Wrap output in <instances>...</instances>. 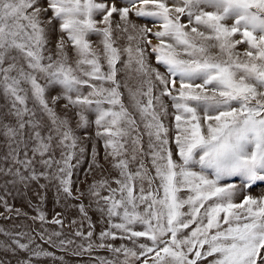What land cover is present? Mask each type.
Wrapping results in <instances>:
<instances>
[{
	"label": "snow or ice",
	"instance_id": "1",
	"mask_svg": "<svg viewBox=\"0 0 264 264\" xmlns=\"http://www.w3.org/2000/svg\"><path fill=\"white\" fill-rule=\"evenodd\" d=\"M133 14L158 23L137 25ZM93 123L110 167L93 147L88 173L101 178L74 190L89 139L77 131ZM0 136V206L20 215L10 187H55L88 221L86 234L83 224L74 232L87 241L74 255L95 248L114 257L100 264H264V198L236 202L264 182V0H0ZM85 197L106 217L98 243ZM32 219L64 226L38 209ZM61 234L37 235L52 244ZM4 235L0 252L28 253L19 264L51 255L32 248L28 233ZM117 239L133 246L106 242ZM73 243L59 240L61 250Z\"/></svg>",
	"mask_w": 264,
	"mask_h": 264
},
{
	"label": "rangeland",
	"instance_id": "2",
	"mask_svg": "<svg viewBox=\"0 0 264 264\" xmlns=\"http://www.w3.org/2000/svg\"><path fill=\"white\" fill-rule=\"evenodd\" d=\"M127 0H117V6H123ZM170 2V0H169ZM119 18L116 17V20ZM130 19L136 23L137 25H147L148 27H153L154 24L158 23L152 17H136L134 14L131 15ZM183 19V18H182ZM186 22V20H184ZM231 23V22H229ZM158 29L153 28V31ZM90 39L94 42L99 40V37L96 35H92ZM122 43H125L122 41ZM153 43H156L153 40ZM51 46V45H50ZM245 45H237V51L243 52L245 49ZM215 51V49L213 50ZM126 59V57H124ZM150 61L153 66L159 67L161 71H164L165 68L163 65H157L154 56L150 57ZM119 66V65H118ZM41 83H44L41 81ZM178 86V85H177ZM62 91L59 86L49 88L46 92V95H55L56 93ZM87 90L85 89V92ZM164 102L169 105V115L164 118V123L166 126L172 128L173 132L174 129V117L172 113L174 110L170 107L171 101L165 97L163 98ZM29 106L31 107V101H29ZM62 103L61 107L57 108L58 114H62ZM86 115L89 116L90 120H94L95 113L88 112ZM96 126L90 124L87 128L80 129L77 131V135L81 137H88V141L83 143L86 151L81 157V162L73 169V189L74 190H86L88 184H90L94 179L99 180L101 178V172L99 169L95 170L93 174L88 173V167L91 160V153L93 147L99 155L97 159L103 165L104 168H109L110 166L104 160V147H103V140L96 139ZM3 142V137L0 136V144ZM141 143L144 146V150L147 151V143L148 137L145 135L142 138ZM170 147L173 149L175 148L174 142L170 144ZM78 151V150H77ZM4 154V150L0 148V156ZM79 154V153H78ZM59 153L57 152V157ZM178 159V156L174 157ZM146 164H148L149 168H151L150 160L148 158L145 159ZM75 163V160H73ZM132 170H135L136 165H132ZM193 170H199L198 166L193 165ZM154 174V170H153ZM107 175V173H105ZM112 176H116V172L111 173ZM87 178V179H86ZM7 179L5 177L0 176V185L4 183V180ZM231 182L239 184V180H233ZM46 183L44 180H40L39 184ZM158 183V182H157ZM39 184L36 182H31L27 188L23 186H17L15 188L10 187L11 195L7 197L9 205L13 209H19L20 215H16L13 212L10 216L9 214L5 213L2 206H0V241H6L8 238L4 235V232H12V233H28L29 235L35 237V243L32 244V248L36 247V244H39L43 250L51 253L50 256H41V257H33L32 264H100V261L113 259V254L109 252L107 249H93L90 253H84L82 255H74V252L78 251V245L81 243L86 244L87 241L82 240L80 237H76L74 232L77 228H81V224L83 227L81 230L87 233L89 230L88 221H82V217L78 211V209L74 206V204H70L68 201L64 200L63 196L57 195L55 187L49 186L46 189H41ZM115 187V185H113ZM0 193H2V189H0ZM161 195L162 190H161ZM187 191L178 193V196L181 198H186ZM244 195H250L253 198H264V182H258L252 188H243L236 196V202H240ZM43 198V199H41ZM79 203V202H77ZM83 203L86 205L89 219L92 224L95 225L93 229L94 235L92 240L96 243L99 242L98 236L100 231L103 228L107 227L106 217L102 216V214L96 210L95 205L92 204V200L90 197H85ZM92 204L91 207L88 205ZM65 205H68L67 207ZM37 209L42 212L47 221H51L53 218H60L64 221V226L61 228L59 225L53 223H40L39 221H35L32 217L37 215ZM141 211L143 210V206H141ZM187 209H182V211H186ZM57 213H61L60 217H56ZM75 220L76 224L73 225L71 222ZM117 222H119L117 220ZM135 230H143V226L140 224L133 225ZM43 231L45 236L51 234L52 232L59 231L61 232V236L53 237V243H45L43 240L39 238L37 235L39 232ZM62 239H70L74 241L73 244L68 245L66 250H61L59 246V240ZM23 242H27V236L24 238ZM107 243H113L115 246H119L120 244H125L129 247H132L130 241L127 240H115V241H106ZM140 242H145V238H140ZM150 243V242H149ZM28 258V253L20 252L17 250L16 254L13 255L10 252H0V260L4 261V264H19L20 261L25 260ZM120 259H123L122 254L120 255ZM149 264H152L149 261Z\"/></svg>",
	"mask_w": 264,
	"mask_h": 264
}]
</instances>
